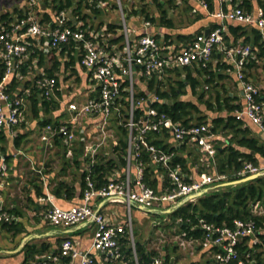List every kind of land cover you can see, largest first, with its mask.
Segmentation results:
<instances>
[{
    "label": "built area",
    "instance_id": "built-area-1",
    "mask_svg": "<svg viewBox=\"0 0 264 264\" xmlns=\"http://www.w3.org/2000/svg\"><path fill=\"white\" fill-rule=\"evenodd\" d=\"M36 0H29V9L25 16L16 18L4 25L0 30V59L4 64V71L0 76V125L9 131L22 121L24 106L22 97H10L6 91V84L10 77L15 74L17 65L27 57L28 41L26 37H33L39 42L46 40L50 48H60L61 44L75 41L78 44V62L88 74V80L93 86L91 95L85 101H68L66 104L67 117L56 124H46L40 134V139L45 144H52L55 137H59L63 144L64 155L70 160L76 152L80 140L79 126L83 120H89L93 132L84 142L83 153L88 157L85 172V187L79 203L69 207H61L48 199L49 207L45 212L47 221L54 226H72L81 222L94 223L92 241L87 250L81 251L75 243L65 238L60 245L58 255L51 257L43 256L36 264H60L61 257H70L71 260L79 258V264H95L91 252L102 253L107 260H117L120 256L119 234L125 231L134 249L133 220L131 209L139 208L148 211L166 213L175 208L181 201L196 192L216 188L223 185L226 180L225 174H210L201 171L199 174L186 173L181 164H172L173 152L154 144V134L158 133L166 142L164 131L170 133V138L186 147L198 150L202 157L200 160L213 158L215 147L213 144V132L208 124L182 125L174 122L164 112L158 111L155 103L163 100L154 90H146V86L139 85L141 77H151L153 74L158 80L164 78L167 70L172 67L201 64L205 66L211 59L212 54L223 46L221 32L224 25L205 32L196 34L191 41L179 49L173 48L164 40L157 41L155 35L149 31H143L137 37L131 38L124 23L120 33L123 42L108 45L104 41L106 34L102 31L82 29L83 22L76 20L73 27L66 26L68 21L65 13L60 11L55 15L53 27H47L40 23L31 11ZM89 4L100 8H108L112 5L117 7L123 15L125 9L124 0H85ZM127 1V0H126ZM206 8L204 0H199ZM221 3L226 0H218ZM242 0H235L229 9H217L211 13L221 22L233 21L256 26L264 41V10L257 9L256 14L243 10L240 7ZM150 22L145 20L144 25ZM88 33V35H87ZM42 48V47H41ZM224 52L234 64L235 72L243 90L244 107L234 111L237 119H248L264 133V103L259 101L260 87L245 78L244 65L252 53L250 45H240L233 48L224 47ZM36 84L42 94L49 98L53 96L58 85L55 77L39 73ZM18 75V74H16ZM139 90L145 91L144 96L137 97ZM125 93V96L122 95ZM125 100L126 103H123ZM140 110L141 112L137 113ZM119 127L126 129V149L124 154L125 167L122 173L116 171L105 184L96 187L91 178L90 167L95 161L96 154L103 153L111 156L112 148L118 144ZM151 136V137H149ZM148 154L150 164L161 166L166 170L168 182L163 183L158 189L144 182L145 163L141 159V153ZM264 167H256L246 163L238 175L264 172ZM6 165L0 162V178L5 175ZM186 177L189 179L186 180ZM196 199V198H195ZM189 199L188 201H194ZM97 201L102 203H119L128 211L123 224L115 225L102 213ZM187 201V202H188ZM253 212L262 214L259 203L253 205ZM167 218V216H166ZM10 220V216L0 209V222ZM161 220L153 221L152 227L160 226ZM203 239L185 238L182 234L175 233L165 235L156 228L157 241L151 245L160 249L161 245L173 241L179 249L189 248L192 253L201 246V249H209L216 246L218 250L211 254L213 264H233L238 259L236 246L244 237H248L250 245L258 242L255 223L252 220H234L233 227L214 226L202 222ZM160 230V231H159ZM136 264L137 257L134 254ZM161 256L153 259L151 264H161ZM71 264V262H70ZM238 264H244L238 260Z\"/></svg>",
    "mask_w": 264,
    "mask_h": 264
},
{
    "label": "crops",
    "instance_id": "crops-1",
    "mask_svg": "<svg viewBox=\"0 0 264 264\" xmlns=\"http://www.w3.org/2000/svg\"><path fill=\"white\" fill-rule=\"evenodd\" d=\"M261 1L264 2V0ZM251 2L253 7L250 12L256 14L257 9L261 7L260 0H251ZM123 3L125 5L123 17L121 11L114 5L108 8L98 7V10L94 12L91 8H86L82 0H36L31 7V11L38 21L44 19L45 14H48L52 21L44 24L51 27L55 24V7L62 5L61 11L72 23L76 22L77 14H86V29L94 32L103 31L107 24L112 23L121 26L117 30L120 33L124 19L131 38L137 37L143 31H149L158 36L159 40L166 39L176 49L184 46L191 38L189 36L194 37L199 32L209 31L213 25L218 23H222L226 28V24L230 22H221L211 15L199 0H176L177 6L168 10V16L173 20V27L160 24L158 19L155 20V23L145 26L143 16L131 14V11L137 8L136 1L124 0ZM225 7L223 2L215 0V10L220 8L229 9L232 6L227 4ZM150 8L151 11L155 12L154 6ZM28 9L29 0H0V30L7 22L3 19L4 14L8 15L7 18L11 22L19 14L27 12ZM81 21L83 22V20ZM231 23L236 24L233 21ZM110 36L111 33L106 34V37ZM226 43L228 44V42ZM41 44L45 52L49 53L45 55L41 65L36 64V60H33L31 62L33 65L29 66L27 72L30 78H33L39 73H45L47 68L52 67L51 64L54 61H60L59 65H56V67L58 66L57 69L54 66L52 67L53 73L58 77V90L51 98L56 105H49L47 111L41 110L40 113V120L51 119L53 122H59L68 115L66 111L67 102L72 100L85 101L91 95L93 86L88 80L87 71L78 62V52L80 50L78 44L71 52L67 50L52 52L46 40H41ZM240 45H244L242 38L237 43L228 46V48ZM246 45L251 46V43L249 42ZM224 47H227L225 43L222 47L216 49L207 63L215 73L213 84H205L203 74H197L202 83L199 89L206 91V96L211 98L214 105L213 110H207L205 105L201 106L202 111L208 117V121L215 117L226 118L229 115L225 107L221 109L217 107V98H220L221 106H223L224 98L227 96L232 99L231 104L240 105L241 109L245 103L234 64L230 57L225 54ZM70 54L74 56L72 59ZM250 60H255L256 63V67L253 69L252 82L260 87V94L264 95V60L257 59L256 53L253 51L248 58V61ZM67 61L69 64H65ZM191 68L192 70L195 69L194 66ZM241 120L242 126L248 127L251 134L264 145V133L248 119L243 118ZM20 123L16 130L9 131L8 141L4 144L6 147L3 155H7V157L5 160V175L0 178V209L10 216V220L0 222V264H36L43 256L58 255L61 242L65 238L71 239L79 250H87L92 241L95 229L94 223L81 222L67 227L54 226L47 221L45 212L50 206L48 199L61 207L72 206L81 200L84 188L82 173L88 162L86 160L88 159L87 155L83 153L82 144L90 138L93 132L90 121L83 120L79 126L80 140L76 147V154L74 153L71 160L64 155L61 139H58L59 142L54 141L50 145L45 144L40 139L39 134L43 126L39 124V118L31 114L27 108V103H24V117ZM19 132L24 135V138L19 146H14L12 139ZM227 132L221 129L213 132L214 147L219 143L222 145L227 144ZM196 156L199 157L200 164H193L192 161L194 167L190 169L194 175L200 166L207 171L209 163L205 158L200 160L202 154L198 150ZM259 166H264V156L259 157ZM59 183H63L67 188H58ZM213 189L215 188H210L204 193ZM96 205L100 207V212L113 224L120 225L126 220L128 211L124 205L102 203V201H97ZM149 212L165 214L156 210L148 211L133 207L130 211L133 229L136 225L134 220H137L139 225L146 223L144 227L149 225L151 231L153 230L152 223L158 220H151V213ZM28 246L34 247L37 251L32 253ZM180 250L182 251V249L174 250V252H179L180 255L172 254L170 264H186L192 258L202 259L203 255L201 251L196 252L197 249L188 255ZM90 254L93 256L95 264H108L110 261L97 251ZM207 255L208 253H206ZM70 262L71 264H79V258L73 260L70 257L60 258V264H70Z\"/></svg>",
    "mask_w": 264,
    "mask_h": 264
},
{
    "label": "trees",
    "instance_id": "trees-1",
    "mask_svg": "<svg viewBox=\"0 0 264 264\" xmlns=\"http://www.w3.org/2000/svg\"><path fill=\"white\" fill-rule=\"evenodd\" d=\"M84 4L86 8H91L94 12L98 10V7L93 4L87 3L85 0ZM137 8L131 11V14H139L150 23L158 22L167 27H173V20L168 16V10L177 6L176 0H135ZM207 4L206 8L208 12L215 10V0H204ZM227 2V3H226ZM235 0H226L223 2L225 5H234ZM262 9L264 10V2L260 0ZM151 6L156 9L155 12L151 11ZM240 7L245 11H251L253 5L251 0H242ZM63 6H56V13L60 12ZM226 8V7H225ZM27 12L18 15V18L26 15ZM76 20H83L82 29H86V14H77ZM7 14L3 15V19L7 20L5 23L8 24L9 20ZM52 20L48 14H45L44 19L40 20V23H50ZM232 21L228 22L227 29L221 32V36L225 46H231L237 43L242 38L244 45L251 43L252 51L256 53L257 59L264 60V41H262L261 32L256 26H250L247 24L236 23L232 24ZM221 23L213 25L211 29L219 27ZM54 24L51 26L53 27ZM66 26L73 27V23L66 22ZM250 26V27H249ZM121 28L120 25L107 24L103 29V33H111L110 37H105L104 41L108 45L119 44L122 45L123 35L117 30ZM201 33V32H199ZM88 35V33H87ZM191 37L189 41L193 38ZM155 39L159 41V37L155 36ZM232 39V41H231ZM43 40V39H42ZM28 41L27 57L23 59L16 68L15 74H13L6 84V91L10 97H22L23 106L27 103V108L31 114L39 118V124L45 126L46 124H56L57 121L53 122L51 119L40 120L41 110L47 111L49 105H56L52 102V96L46 98L41 89L36 84V79L42 75H36L30 78L27 70L32 64L33 60H36V64L41 65L43 63L46 54L44 48L39 47V42L33 37H26ZM166 43V39H164ZM187 42V43H188ZM228 42V44L226 43ZM41 44V42H40ZM77 43L75 41H69L60 45V48H54L52 52L59 51L63 52L67 50L75 49ZM2 44L0 43V49ZM51 52V51H50ZM214 54V53H213ZM212 54V55H213ZM72 59L74 56L70 54ZM60 61H54L51 65L56 69V65H59ZM65 64H69L68 61ZM33 65V64H32ZM192 66L195 67L192 70ZM52 67L47 68L45 75L49 77H55L58 85V77L53 73ZM256 67L255 60L247 61L244 65L245 78L253 79V69ZM4 71V64L0 59V76ZM18 74V75H16ZM200 74L204 76V83L212 85L214 78V71L210 69L209 65L202 66L201 64L186 65L183 67H172L167 70V74L163 79L158 80L155 74L151 77H141L138 79L137 88H141L139 85L146 86V90H154L160 98L163 100L162 103H155L158 111L164 112L174 122H179L182 125L190 124H208L212 132H217L219 129L228 131V142L222 145L219 143L215 147V155L213 158L206 159L208 163V170L205 171L202 166L197 168L196 174L201 171L208 172L210 174H225L226 180L224 182L233 181L240 179L248 174L242 176L237 173L243 169L246 163H251L256 167L259 166V157L264 156V145L261 144L256 137L251 134L248 127L242 126V120L237 119L234 115V111L241 109L240 105L231 104V98L225 97L224 104L221 106L220 98H217L216 103L218 108L225 107L228 112V116L215 117L208 121L207 115L202 111L201 106L205 105L207 110H213L214 105L209 96H206V91L199 89L201 80L199 79ZM139 84V85H138ZM125 96V93L122 92ZM145 91L139 90L136 96H144ZM258 100L264 101V95H260ZM54 101V100H53ZM123 103H126L123 100ZM217 108V109H218ZM141 112L140 110L137 113ZM20 122L14 125L11 129L16 130ZM118 133V144L112 148V155L107 157L103 153L96 154L94 162L90 167V175L93 181H95L96 187H100L112 178L113 173L120 171L122 173L123 167H125V149H126V129L119 127ZM164 136L168 138L166 142H163V138L160 134H154L152 142L169 152L174 153L172 164L180 163L182 170L187 174L191 172L194 163H199L197 150L192 147H186L184 144H179L170 138V133L167 130L164 132ZM9 130L0 125V162H5L7 155L5 153L4 144L8 141ZM151 137V136H149ZM24 135L20 132L15 135L12 139L14 146H19ZM59 137H55L53 142H59ZM76 154V153H75ZM141 159L145 163L144 169V182L158 189L163 183L167 184L168 178L166 170L154 164H150L148 154L145 151L141 153ZM88 161V159H86ZM193 161V164H192ZM200 164V163H199ZM85 172L82 173L83 187H85ZM186 180L189 179L186 177ZM67 188L63 183H59L58 188ZM84 189V188H83ZM83 192V191H82ZM259 203L263 208L262 214H256L253 212V205ZM2 211V209H1ZM150 215H156L155 212H149ZM167 215V229L170 234L179 233L185 238H195L202 240L204 231L200 228L202 222L210 223L214 226H227L233 227L234 220L239 219L242 221L252 220L255 223L258 242L250 245L248 243V237H244L240 243L237 244L236 249L238 251V259L233 264H238V260L244 262V264H264V175L258 176L254 179L240 182L237 184L220 185L213 190H210L201 196L197 197L195 201H188L179 207L175 208ZM158 225L153 227L152 232L156 234V228L161 227ZM134 235V249L131 247V242L127 232L119 234V250L121 256L117 260L109 261L108 264H136L134 254L137 257L138 264H151L153 259L157 256H161V264H170L172 254L169 252L170 245L173 250L178 249L175 242H166L161 245L160 249H155L151 245L149 239L136 238V233L133 229ZM30 251L34 253L37 251L34 247L28 246ZM218 248L213 246L207 249H201V246L197 247V251H201L202 259L197 260L195 258L190 259L186 264H213L211 254L216 252ZM206 253L208 255L206 256ZM205 254V255H204ZM66 260V259H64ZM175 263V262H174Z\"/></svg>",
    "mask_w": 264,
    "mask_h": 264
},
{
    "label": "rangeland",
    "instance_id": "rangeland-1",
    "mask_svg": "<svg viewBox=\"0 0 264 264\" xmlns=\"http://www.w3.org/2000/svg\"><path fill=\"white\" fill-rule=\"evenodd\" d=\"M51 50H53V48H51ZM264 169V168H263ZM264 173V172H263ZM249 175V174H248ZM151 216V220H161L162 222H161V227H160V230L162 231V232H164V234L165 235H169L170 234V232H169V229H167L166 227H167V218H166V215L165 214H156V215H150ZM134 222H135V227H134V231H135V233H136V238L137 239H139V238H141L142 237V239H149L151 242L152 241H157V232H156V234H155V232L153 233L152 231H151V229H150V226L148 225L147 227H144L145 225H146V223H144V225L142 224V225H139V222L137 221V220H134ZM159 230V231H160ZM159 233V232H158ZM150 242V243H151ZM157 242H159V241H157ZM152 244V243H151ZM179 249V248H178ZM189 248H186V249H182V253H184V254H189ZM169 252L171 253V254H178L179 252H174V250H173V248H172V246L170 245V247H169ZM178 255H180V254H178Z\"/></svg>",
    "mask_w": 264,
    "mask_h": 264
},
{
    "label": "water",
    "instance_id": "water-1",
    "mask_svg": "<svg viewBox=\"0 0 264 264\" xmlns=\"http://www.w3.org/2000/svg\"><path fill=\"white\" fill-rule=\"evenodd\" d=\"M207 33H208V30L205 31V34H207ZM81 144H82V141H81ZM262 174H263L262 172L252 173V174H249L247 176H244V177H242L240 179H236V180H233V181L225 182V183H223V185L237 184V183H240V182L248 181V180L254 179V178L258 177V176H261ZM205 191H207V190L205 189L204 191H200V192L193 193L188 198H185L183 201H181L175 208H177L180 205L186 203L189 199H195V198L201 196L202 194H204ZM175 208H173L171 210H167L166 213H170Z\"/></svg>",
    "mask_w": 264,
    "mask_h": 264
}]
</instances>
